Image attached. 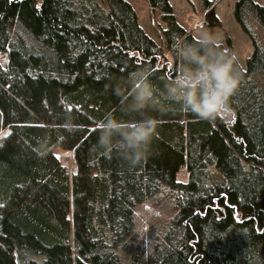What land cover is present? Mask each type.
<instances>
[{"label": "trees", "instance_id": "1", "mask_svg": "<svg viewBox=\"0 0 264 264\" xmlns=\"http://www.w3.org/2000/svg\"><path fill=\"white\" fill-rule=\"evenodd\" d=\"M145 1L172 61L175 40L195 37L169 0ZM204 9L203 24L219 26ZM232 15L253 50L227 107L211 121L153 112L150 155L132 167L96 147V121L116 111L131 71L150 67L162 88L174 65L131 4L0 0V264H264V2L237 0ZM161 194L172 216L145 245L135 209Z\"/></svg>", "mask_w": 264, "mask_h": 264}, {"label": "clouds", "instance_id": "2", "mask_svg": "<svg viewBox=\"0 0 264 264\" xmlns=\"http://www.w3.org/2000/svg\"><path fill=\"white\" fill-rule=\"evenodd\" d=\"M172 73L162 77L163 86L153 83L148 66L131 71L124 85L114 89L116 111H107L96 121V147L115 150L129 166L150 155L159 119L153 112L172 106L211 121L227 107L228 98L241 83L237 55L223 47L220 33L201 28L193 40L178 37L172 45ZM74 128L71 119L64 122Z\"/></svg>", "mask_w": 264, "mask_h": 264}, {"label": "rangeland", "instance_id": "3", "mask_svg": "<svg viewBox=\"0 0 264 264\" xmlns=\"http://www.w3.org/2000/svg\"><path fill=\"white\" fill-rule=\"evenodd\" d=\"M133 7L138 24L145 33L154 40L165 51V46L162 41L160 30L164 28V24L160 18L159 10H152L145 0H126ZM213 4L214 13L220 20V25L217 27H208L203 24L204 18V0H169L172 5L177 21L191 34L196 37L201 28L209 29L213 32L221 34L223 46L230 45L237 55V61L242 69L246 68V59L252 54V44L249 36L241 29L238 23L234 20L232 11L237 0H209ZM258 4H263L264 0H253ZM255 27V26H254ZM256 39L264 49V32L259 28L254 29ZM165 56L168 61H171L170 54L165 51ZM4 56L0 55V60ZM5 131L0 132V138ZM62 163L66 165L69 171L73 172L75 166L71 162V154L59 151ZM186 172L182 171L178 178L186 179ZM163 194L142 203L135 209L136 215V231L133 236L134 240L149 245L153 243L158 235L164 230L168 220L172 216V212L161 202Z\"/></svg>", "mask_w": 264, "mask_h": 264}]
</instances>
